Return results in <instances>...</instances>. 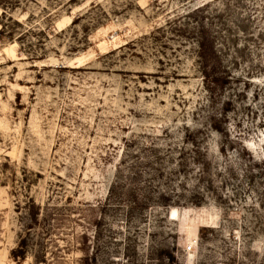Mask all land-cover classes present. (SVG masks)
I'll list each match as a JSON object with an SVG mask.
<instances>
[{
  "label": "rangeland",
  "instance_id": "obj_1",
  "mask_svg": "<svg viewBox=\"0 0 264 264\" xmlns=\"http://www.w3.org/2000/svg\"><path fill=\"white\" fill-rule=\"evenodd\" d=\"M0 264H264V0H0Z\"/></svg>",
  "mask_w": 264,
  "mask_h": 264
},
{
  "label": "trees",
  "instance_id": "obj_2",
  "mask_svg": "<svg viewBox=\"0 0 264 264\" xmlns=\"http://www.w3.org/2000/svg\"><path fill=\"white\" fill-rule=\"evenodd\" d=\"M20 253V252H19ZM17 251L13 252V257L15 258V260L19 261V260H24V256H21ZM172 260L171 256L169 258V260Z\"/></svg>",
  "mask_w": 264,
  "mask_h": 264
}]
</instances>
